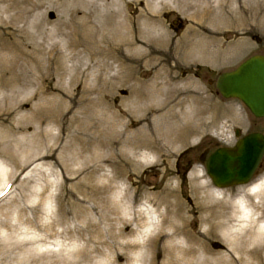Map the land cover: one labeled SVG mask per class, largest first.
Returning a JSON list of instances; mask_svg holds the SVG:
<instances>
[{
  "label": "rangeland",
  "instance_id": "374dc122",
  "mask_svg": "<svg viewBox=\"0 0 264 264\" xmlns=\"http://www.w3.org/2000/svg\"><path fill=\"white\" fill-rule=\"evenodd\" d=\"M231 11V28L220 35L226 43L220 64L178 62L162 70L146 65L155 56L140 49L118 53L117 38L106 35L112 21L99 34L94 32L103 23L79 27L80 15L70 18L60 1L0 0V116L14 112L0 127V138L12 141L0 146V264H136V254L151 242L159 253L144 264H166L169 255L161 248L175 213L188 220L189 230L203 232L202 212L225 210L229 219L239 197L256 213L263 211L264 192L257 200L243 189L263 180L264 155L249 184L219 189L224 199L205 198L199 187L207 180L217 189L198 160L204 151L233 145L235 130L264 135V119L216 90L220 74L264 55V0H231ZM163 21L172 48L186 25L174 13ZM169 73L177 79L171 88L185 100V122L199 125L198 134L168 156H151L146 163L130 157L128 166L122 135L131 136L150 120L160 128L158 113H144L145 95L158 107L155 85ZM135 90L144 98L137 103ZM29 151L47 159L13 176L12 158L23 159ZM200 171L203 177L190 178ZM145 209L155 224L147 237V218L138 216ZM207 244L226 258L220 236ZM208 264L230 263L217 257Z\"/></svg>",
  "mask_w": 264,
  "mask_h": 264
},
{
  "label": "bare ground",
  "instance_id": "6f19581e",
  "mask_svg": "<svg viewBox=\"0 0 264 264\" xmlns=\"http://www.w3.org/2000/svg\"><path fill=\"white\" fill-rule=\"evenodd\" d=\"M56 1L61 2L65 13H69L70 18L80 15V19L77 20L79 27L80 23L86 27L88 25L92 27L95 22L103 23L94 33H104V25L107 21H112L114 26H111V32L106 35L110 34L117 38L113 48H117L118 53L122 51L125 55H129L131 51L140 49L146 55L155 56L153 62L146 65H154L162 70L176 68L178 62L220 64L218 58L226 51L224 50L226 43L220 40V35H224L226 30L231 28V12L233 11H231V0ZM245 1L242 0V2ZM171 13L180 16L186 25L183 35L175 41L172 48L169 43L173 37L170 36L163 21L165 16ZM67 25L62 21V26L67 28ZM101 41L109 40L102 36ZM246 43L243 42V44ZM239 49L240 47L236 50ZM193 53L197 58L191 59L190 56ZM122 63L124 64L123 61ZM170 63H174V65H170ZM176 80L169 73L163 76L162 83L155 85L156 91L154 92L162 101L158 107L152 104L150 93L145 95V102L148 104L145 105L144 113L148 115L158 113L160 128H157L154 121L150 120L140 126L137 132L132 133L131 136L127 135L128 133L122 135L120 147L123 154L121 156L129 164L128 166L132 167L130 157H139L142 162L146 163L151 156H168L172 148L177 145H185L198 134L199 125L191 126L189 122H185L186 116L182 112V106L185 104V100L181 98L183 94L175 88H171ZM162 87H167L169 90H161ZM132 95L133 99L136 98L135 103L142 98V95H139V91L136 90L132 91ZM155 108L158 109L155 110ZM13 113L9 112L0 116V127L5 125L8 117ZM201 116L202 113L197 114L198 118ZM11 143L12 141L8 137L0 138V146L6 144V147H9ZM46 159L47 157L34 151H29L23 159L18 160L13 157L11 160L13 176L32 163ZM198 176L203 177V172L190 174V178L194 177L195 179ZM3 177V169L0 168V179ZM199 187L205 198L224 199L226 197L223 190L210 188L207 180L201 182ZM243 190L258 200L264 192V178L246 186ZM233 205L235 211L228 217L229 219L226 218L225 210L216 211L211 208L202 212L199 219L201 224L207 227L203 232L189 230L188 220L185 221L179 213H175L174 220L170 221L167 226L169 233L165 235V242L161 248L163 255H169L166 264H199L196 260H199L201 264H208L209 261L217 260V257L222 261L228 260L230 264H264V206H262L261 213L259 211L256 213L246 205L243 197L237 198ZM142 215L147 218L144 222V224L147 223L144 232L147 237L154 233L155 224L151 221L148 222L152 213L145 209L143 213H138L139 217ZM230 220H232L231 224ZM215 236H220L226 245L228 253L226 258L210 250L207 240ZM166 243H169V246H166ZM155 244L156 242L153 244L151 242L148 245H143V251L135 256V263L144 264L150 256L156 257L159 252L155 251ZM172 252L175 255L179 253V257L172 255ZM155 254L156 256H154Z\"/></svg>",
  "mask_w": 264,
  "mask_h": 264
},
{
  "label": "water",
  "instance_id": "95a60500",
  "mask_svg": "<svg viewBox=\"0 0 264 264\" xmlns=\"http://www.w3.org/2000/svg\"><path fill=\"white\" fill-rule=\"evenodd\" d=\"M216 86L223 98L237 99L255 118L264 117V57H252L233 72L220 75ZM263 152L264 136L259 133L247 135L233 149L213 152L206 160L207 174L218 188L247 184ZM205 155L199 158L201 162Z\"/></svg>",
  "mask_w": 264,
  "mask_h": 264
},
{
  "label": "flooded vegetation",
  "instance_id": "af4514ba",
  "mask_svg": "<svg viewBox=\"0 0 264 264\" xmlns=\"http://www.w3.org/2000/svg\"><path fill=\"white\" fill-rule=\"evenodd\" d=\"M229 148L231 149V144L229 145Z\"/></svg>",
  "mask_w": 264,
  "mask_h": 264
}]
</instances>
